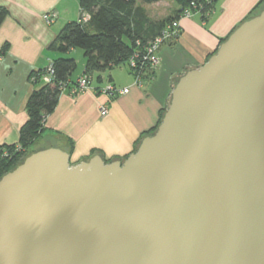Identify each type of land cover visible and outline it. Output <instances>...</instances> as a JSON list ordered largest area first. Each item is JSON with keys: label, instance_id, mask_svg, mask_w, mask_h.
<instances>
[{"label": "water", "instance_id": "water-1", "mask_svg": "<svg viewBox=\"0 0 264 264\" xmlns=\"http://www.w3.org/2000/svg\"><path fill=\"white\" fill-rule=\"evenodd\" d=\"M0 264H264V7L124 160L48 147L5 173Z\"/></svg>", "mask_w": 264, "mask_h": 264}, {"label": "crops", "instance_id": "crops-1", "mask_svg": "<svg viewBox=\"0 0 264 264\" xmlns=\"http://www.w3.org/2000/svg\"><path fill=\"white\" fill-rule=\"evenodd\" d=\"M263 5L264 0H217L207 20L200 13L182 19L176 42L161 47L158 67L136 85L130 70L114 66L88 74L85 55L77 48L67 53L51 48L66 24L82 18L80 0H0V7L8 10L0 25V146L19 145L20 128L28 119L27 100L39 86L33 83V73L58 57H73L81 69L71 74V80L87 74L94 88L115 84L130 90L113 99L91 89L75 96L62 93L46 117L36 141L41 142L38 150L64 149L71 154L72 163L95 154L106 161L125 159L136 150L138 141L158 126L179 78L204 64L221 41ZM51 12L57 18L48 22L44 14ZM107 70L112 73L106 76ZM103 104L108 105L105 115L100 109Z\"/></svg>", "mask_w": 264, "mask_h": 264}, {"label": "trees", "instance_id": "trees-1", "mask_svg": "<svg viewBox=\"0 0 264 264\" xmlns=\"http://www.w3.org/2000/svg\"><path fill=\"white\" fill-rule=\"evenodd\" d=\"M159 1L161 0H80L82 13H89L90 19L87 22L80 19L66 24L56 36L51 48L62 53H67L72 48H81L86 58L85 72L91 74L104 71L126 63L134 52L143 50L151 39L161 34L169 22L179 19L184 9L189 7L192 1L202 3L200 9L204 20L208 19L217 2V0L210 2L206 0H175L179 8L174 14L154 20L142 4ZM263 7L264 5L261 10ZM261 10L252 14L248 19ZM7 16L8 10L5 7H0V25ZM226 39H223L221 43ZM174 42L176 40L169 41V43ZM52 63L54 77L51 81L41 83L47 67L32 75L33 83L39 86L31 92L26 103L28 119L20 128L18 145L22 150L13 157L0 158V178L34 152L31 151V147L42 135L46 117L55 109L61 94L64 93L61 85L75 82L70 79L71 74L77 68L75 58L58 57ZM147 72L149 70L146 69L144 75L148 74ZM164 112H161L159 123ZM157 127L147 135L153 134ZM141 139L138 141L136 150ZM3 147L14 151L17 146H0V148ZM111 161L113 160L107 162Z\"/></svg>", "mask_w": 264, "mask_h": 264}, {"label": "built area", "instance_id": "built-area-1", "mask_svg": "<svg viewBox=\"0 0 264 264\" xmlns=\"http://www.w3.org/2000/svg\"><path fill=\"white\" fill-rule=\"evenodd\" d=\"M210 2L211 0H206ZM202 3L192 1L189 7H186L181 14V17L177 20L169 22L162 30L161 34L151 39L144 47L143 50L134 52L127 63L129 70L135 78V84L140 85L142 83L143 75L145 70H154L159 65V51L161 47L169 41L177 40L181 32V20L184 18L192 17L194 14L200 13ZM57 18V14L54 12L44 14V19L48 22H53ZM90 19V14L87 12L82 13L81 21L87 22ZM54 77L53 63L51 62L47 66L46 73L43 75L42 80L49 82ZM61 88L64 92H67L73 96L85 91L94 90L95 92H102L107 94L110 99L117 97L118 95L126 94L129 92V87H120L115 84H108L103 87L94 88L91 85L90 76L83 74L75 82L63 83ZM102 115L108 112V105L103 104L101 107ZM22 148L17 146L14 151H11L5 147L0 148V158L13 157L17 152H20Z\"/></svg>", "mask_w": 264, "mask_h": 264}, {"label": "rangeland", "instance_id": "rangeland-1", "mask_svg": "<svg viewBox=\"0 0 264 264\" xmlns=\"http://www.w3.org/2000/svg\"><path fill=\"white\" fill-rule=\"evenodd\" d=\"M142 5L145 6V8L147 9L149 16L155 20H157V19L159 20L161 18L167 17V15L172 14L173 12H175L176 9L179 8V5L177 4V2L175 0H161L157 3H152V4L146 3V4H142ZM261 7H259L258 10H261ZM258 10H257V12H258ZM77 51L81 54L84 53L83 49H81V48H77ZM121 68L129 70L128 63L127 62L122 63L121 65L117 66L115 69L120 70ZM80 69H81L80 65H77V68L73 74L76 75L80 71ZM109 73H112V70H107L106 72H104V75L107 76ZM35 144L32 146V148H35L34 150L37 151L40 148L39 146H40L41 142L38 141ZM34 150H31V151H34Z\"/></svg>", "mask_w": 264, "mask_h": 264}]
</instances>
